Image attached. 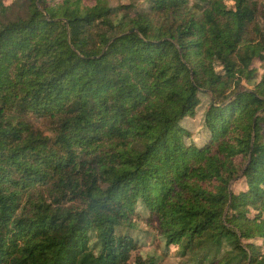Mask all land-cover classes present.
<instances>
[{
	"label": "trees",
	"instance_id": "obj_1",
	"mask_svg": "<svg viewBox=\"0 0 264 264\" xmlns=\"http://www.w3.org/2000/svg\"><path fill=\"white\" fill-rule=\"evenodd\" d=\"M258 4L0 0V264H264Z\"/></svg>",
	"mask_w": 264,
	"mask_h": 264
},
{
	"label": "rangeland",
	"instance_id": "obj_2",
	"mask_svg": "<svg viewBox=\"0 0 264 264\" xmlns=\"http://www.w3.org/2000/svg\"><path fill=\"white\" fill-rule=\"evenodd\" d=\"M132 0H111L112 4L113 5H119L121 3H128V2H131ZM259 1V9L263 15L264 13V0H258ZM262 23H264V20L261 19ZM205 100L207 101L208 100V96L206 97L205 96ZM202 114L201 112L196 116V117H191V118H188L187 122H185V124L191 128L192 130H194L196 132V136H199V139L201 140L202 139V133H201V124H202ZM199 131V133L197 132ZM244 186L242 180H238V181H235L232 183V188L235 190V191H238L240 189H242ZM163 264H181V259L180 257H178L176 254H172L171 256L167 257L164 261Z\"/></svg>",
	"mask_w": 264,
	"mask_h": 264
}]
</instances>
